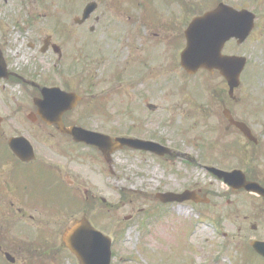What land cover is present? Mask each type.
<instances>
[{
  "label": "flooded vegetation",
  "instance_id": "flooded-vegetation-1",
  "mask_svg": "<svg viewBox=\"0 0 264 264\" xmlns=\"http://www.w3.org/2000/svg\"><path fill=\"white\" fill-rule=\"evenodd\" d=\"M91 1H96L95 11L80 21L86 4L83 5L81 14L73 17L75 26L72 27L69 22L57 19L50 9L52 4L49 0H11L12 3L10 0H0V62L2 60L6 67L5 70L0 68L4 73L0 76V264H81L63 237L71 223L86 217L103 232L98 220L101 217V204L98 202H105L106 199L98 195L95 187L83 185L77 166L82 158L94 161L96 157L92 151L97 153L98 160L101 158L109 164V170L114 159L111 157V162H108L98 147L77 144L72 136L62 134L57 125L43 119L36 103L37 99L42 98L43 87L60 86L81 96L76 108L63 114L66 126L80 124V120L75 121L71 116L84 97L89 100L85 112L92 120L99 114L109 120L110 104L113 110L117 109L130 118L135 117L134 112L139 121L126 124V135L122 136L138 137L169 149L161 150L165 153L161 154L144 148H124L157 158L159 164H168L173 170L178 159L184 167L195 165L196 160L191 156L189 147L178 145V139L159 137L151 132L149 122L153 121L154 113L161 109L158 101L163 95L171 107L176 105L182 111V117L191 114L190 109H184V106L190 102L196 103L194 106L198 113L201 111V102L197 99L200 87L198 80L194 81L193 86H190V82L200 76L204 80L208 78V83L215 78L220 81L213 89L217 110L212 105L211 109L220 113L221 127H224L225 133L235 136L233 147L236 150L232 156H227V149L222 150L225 162L230 158L238 160L242 148L248 153L251 146L261 144L260 141L258 144L247 141L243 133L225 117L224 112L229 110L235 120H240L236 111L239 103L237 92L231 95L227 79L218 70L212 72L207 68H199L192 74L182 59L188 42L186 31L195 17L225 4L236 10L248 9L256 14L257 21L258 13L251 10L244 0H160L157 8L161 17L159 20L148 17L147 7L141 0L136 5L132 4V0L88 2ZM72 2L82 3L83 0H66L63 13L70 11L68 6ZM104 2L109 9L107 11H102ZM185 15L188 16L184 18ZM106 35L114 41L111 47L113 53L110 54L105 45L99 43L96 50L99 59L92 62L91 58H95L96 53L94 45L98 44L93 42ZM231 44L245 47L246 42L229 39L225 43L224 54H233L227 51ZM11 51L15 52V57L11 56ZM31 53L54 55L53 69L42 75L41 71L34 69L35 66H30L25 54ZM63 64L64 67H60ZM75 72L83 74V82L74 78ZM74 79L85 85L84 96L79 88L73 89L71 86ZM1 107L11 110L12 115L4 113ZM12 122L23 129L31 125L53 136L61 134L73 145L35 148L33 154L29 149L12 150L9 140L13 136L29 139L25 132L9 136L7 133L15 128ZM182 140L196 149L198 141L195 142L194 138L183 137ZM201 151L205 154L204 146H201ZM249 178L257 179L255 176ZM190 189L200 191L201 195L206 194L209 198V193L202 188ZM189 202L194 206L199 205L193 200ZM76 213H81V217H76ZM112 246L114 249V240Z\"/></svg>",
  "mask_w": 264,
  "mask_h": 264
},
{
  "label": "rangeland",
  "instance_id": "rangeland-1",
  "mask_svg": "<svg viewBox=\"0 0 264 264\" xmlns=\"http://www.w3.org/2000/svg\"><path fill=\"white\" fill-rule=\"evenodd\" d=\"M49 1L52 4L50 9L54 11L57 19L69 22L73 27L75 24L73 17L81 14L83 5L89 0H83L82 3L72 2L68 6L70 11L66 13H63L66 0ZM138 1L140 0H132V4L136 5ZM256 1L261 4L258 5L253 0H244L251 10L258 13L254 33L246 41L245 47L231 44L228 45L227 51L249 58L247 68L241 76L242 84L237 89L239 103L236 111L238 117L253 128L261 142L259 146H251L247 150L248 153L242 148V151H239L240 160L230 158L225 162V156L220 149H227V156L231 157L236 147H233L235 136L228 135L224 127H221L220 113L211 109V105L214 106L215 103L213 89L220 81L212 78L209 80L211 83H208L206 81L208 78L204 80L203 76H200L194 78L190 86L198 80L200 95L197 99L201 102V113H197L194 106L196 103L190 102L184 109L189 108L191 114L182 117V111L176 105L171 107L162 95L158 101L161 109L154 113L153 121L149 122L152 133L155 132L159 137L176 138L179 146L189 147L191 156L195 157V165L184 167L178 159L173 165L175 168L171 170L168 164H159L157 158L125 148L114 153L112 157L114 162L110 170L107 162L101 158L98 160L99 156L95 151H92L96 157L93 158L94 161L80 159L77 166L81 172L80 181L87 188L95 187L99 191L98 195L106 199L105 202L100 200L98 202L101 204L99 208L101 217L99 216L98 220L103 226L101 228L103 233L114 240L115 258L112 264H178L180 261L181 264H264V259L248 246L252 239L264 240L263 199L245 191H233L223 180L211 175L203 166L242 168L249 177L255 176L260 182H264V0ZM141 2L147 7L151 20L161 18L157 10L160 0ZM105 10H109L106 2L102 7V11ZM93 43H98L94 45L95 51L98 50L99 43H102L110 54L113 53L111 47L114 41L109 35ZM14 54L15 52L11 51V56ZM25 55L30 66H35L34 69L37 68L42 75L53 69L54 55L47 53ZM94 56L95 58H91L92 62L99 59L97 51ZM22 62L24 60L19 66ZM60 67H64V64ZM75 77L82 81L83 74L75 72ZM82 82L79 83L78 80L76 82L74 79L71 86L73 89L79 88L84 96L85 85ZM16 91L14 88V92ZM87 103L89 100L84 97L77 112L71 116L75 121L80 120L79 123L85 128L121 136L126 135V124L131 125L132 121L136 123L139 121L134 112L135 117L130 118L117 109L113 110L111 104L109 120H105L100 114L94 116L95 120H92L85 112ZM1 110L12 115L8 108L1 107ZM13 125L15 128L7 134L13 136V133L25 132L35 148L73 145L61 134L53 136L38 127H31L30 124L24 129L15 122ZM183 137L194 138V141L200 144L197 143L194 149L192 145L183 143ZM197 137L199 139L196 141ZM244 141L243 139V143ZM202 144L205 145V154L201 151ZM188 188H202L204 192H208L210 204L194 206L190 202L169 203L166 207L155 197L159 191L177 192ZM81 196L84 198L83 192ZM181 207L187 208L189 214L181 212L179 210ZM76 214V217H81V213ZM254 224L256 228L253 229Z\"/></svg>",
  "mask_w": 264,
  "mask_h": 264
},
{
  "label": "water",
  "instance_id": "water-1",
  "mask_svg": "<svg viewBox=\"0 0 264 264\" xmlns=\"http://www.w3.org/2000/svg\"><path fill=\"white\" fill-rule=\"evenodd\" d=\"M95 7V3H89L85 7L82 21L94 12ZM255 18V14L246 9L237 11L224 4L212 12L205 13L202 17L195 18L186 32L188 45L182 57L186 68L192 72L201 67H206L212 71L218 69L225 79L228 80L232 94L241 83L240 75L245 69L247 58L238 55H223L222 50L226 41L231 38L237 37L239 43L244 42L255 28ZM0 68L5 69L2 60ZM42 98L37 99L36 103L44 119L51 124L57 123L62 132L72 135L77 142L96 145L99 149H102L106 159L109 161L111 160L112 152L122 149L125 145L138 149L144 148L158 151L164 154V152H161V149L164 148L158 144H153L155 146H152L150 145L152 143L125 137L113 140V138L100 132L86 130L81 126L65 127L62 115L66 110L74 108L80 99L74 93L63 92L59 87H44ZM226 115L230 122L240 128L241 132L250 141L257 142V138L244 122H236L229 111L226 112ZM10 142L13 150L29 149V152L33 153V146L25 137H13ZM208 169L219 178L224 179L230 187L232 186L235 189L245 188L249 192H255L264 197V186L255 181H248L242 170L226 172L214 167H209ZM158 197L166 203L168 201L183 202L189 199L208 201L200 198L196 192L189 190L177 194L173 192L159 193ZM64 239L67 241L68 247L80 258L82 264H111L113 256L110 237L96 230L86 218L72 222L70 228L64 234ZM252 246L264 257L263 241L255 240L252 242Z\"/></svg>",
  "mask_w": 264,
  "mask_h": 264
},
{
  "label": "bare ground",
  "instance_id": "bare-ground-1",
  "mask_svg": "<svg viewBox=\"0 0 264 264\" xmlns=\"http://www.w3.org/2000/svg\"><path fill=\"white\" fill-rule=\"evenodd\" d=\"M179 210H181V212L185 213V214H189V210L187 208L181 207L179 208Z\"/></svg>",
  "mask_w": 264,
  "mask_h": 264
}]
</instances>
